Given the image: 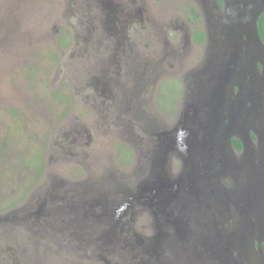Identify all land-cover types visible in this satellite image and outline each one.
I'll return each instance as SVG.
<instances>
[{"label": "flooded vegetation", "instance_id": "1", "mask_svg": "<svg viewBox=\"0 0 264 264\" xmlns=\"http://www.w3.org/2000/svg\"><path fill=\"white\" fill-rule=\"evenodd\" d=\"M10 2L16 3V9L19 0ZM175 3V0L58 1L59 8L73 11V27L81 34L78 37L75 31H63L59 33V38L62 37L59 43L63 48L66 43L71 45L70 63L74 64L79 56L81 60L84 58L82 64L88 65L89 78L78 87V92H87V101H93L97 123L93 125L97 126L91 131L97 140L121 136L122 140L140 142L151 136L153 144L143 154L152 169L150 176H158L160 182L163 176L176 189L171 191L164 186L151 197L149 191L141 192L143 196L138 197L139 187L147 180L142 179L141 185L134 188L128 180L127 184L113 182L97 174V164L90 166L91 171L80 181L66 188L57 186L49 196H37L40 205L18 219L26 223L27 217L35 215L36 221L30 225L45 232H62L68 226V232L76 235L72 237L78 238L79 243L81 236L89 239L92 252H111V261L96 255L103 260L102 264H133L138 254L147 255L148 264L156 261L160 264L158 257L163 248L169 254L176 245L190 247L197 260L205 261L199 264H245V261L259 264V257L251 252L264 254V214L258 213L259 205L264 206L259 201L253 204V215L245 207L240 213H227L241 201L234 188L221 186L228 184L226 181L234 182V186L245 192L243 184L258 185L255 181L249 183L251 177L258 175L264 181V54L259 53L248 32H242L239 43H229L226 51L220 47L226 28L220 25L217 36L223 0L221 5L218 0H205L203 9L189 6L184 15L174 12ZM1 4L8 11L9 0H1ZM245 6L246 3H239L236 10L244 12ZM205 8H211L215 24L212 42L206 20L201 21L202 40L195 35L199 23L194 15L200 13L206 19ZM2 43L8 42L2 40ZM233 48L240 50V57L231 52ZM197 51L199 58L195 55ZM81 67L85 69L84 65ZM180 74L186 84L183 107L177 102L179 93L174 97L175 82L181 83ZM173 97V104L169 105ZM62 104L71 110L72 103L67 96ZM175 119V124L168 126ZM137 128L141 129L142 137L135 132ZM63 129L64 150L68 153L71 148L79 156L81 147L91 141L90 130L74 122ZM184 132L191 137L184 139ZM83 134L87 142H82ZM233 138L240 140V148L232 144ZM208 144L210 147L206 148ZM174 154L182 158V167L176 177L168 179L163 170L166 171L168 156ZM207 168L209 172L205 171ZM204 172L206 177L202 176ZM214 172L216 177L212 175ZM225 190L230 197L225 211L226 224H220L217 229L219 222L212 217L222 218L218 200ZM257 190L259 194L260 187ZM208 196L215 198L209 200ZM133 199L144 209L133 211ZM43 201L48 205L44 207ZM230 203L234 205L229 206ZM143 211L151 217L157 231L147 243L128 236L135 215ZM39 217L47 221L37 224ZM243 219L250 225L246 233H243L246 224ZM58 220L62 221V229L53 228ZM230 220L235 223L230 225ZM104 225L108 227L104 229ZM244 236H248V245ZM199 239L203 240L202 244H198ZM228 248L236 255L229 256ZM245 249L249 252L243 255ZM173 259L174 256L163 264ZM187 260L190 256L185 252V257L175 256L173 264H187Z\"/></svg>", "mask_w": 264, "mask_h": 264}, {"label": "rangeland", "instance_id": "2", "mask_svg": "<svg viewBox=\"0 0 264 264\" xmlns=\"http://www.w3.org/2000/svg\"><path fill=\"white\" fill-rule=\"evenodd\" d=\"M58 1L60 0H19L15 9L16 3L9 0V8L5 12L0 0V264H102L103 260L96 256L98 254L111 261V252H92L87 242L89 239L81 236L79 243L77 237V239L72 237L76 235L68 232V226L63 229L68 233L58 232L59 230L45 232L30 225L32 221H36L35 215L27 217L26 223L18 218L26 216L29 210H34L36 205H40L41 201L37 196H49L57 186L66 188L80 181L88 170L91 171L89 167L97 164L98 168L95 170L100 177L126 184L128 180L129 186L133 188L140 186L142 179L143 181L156 179L150 176L152 169L148 160L143 157V154H147V146L153 144V141H150L151 136L140 142L122 140L121 136L97 140L96 134L91 131L97 126L93 125L97 124L94 119L93 101L90 99L87 101V92H78V87L89 78L86 75L88 65L82 64L84 58L81 60L79 56L75 59L76 63H70L69 59L73 60L69 57L71 45L66 43V47L63 48L59 43V39L62 40L59 33L75 31L73 27L75 15L65 7L59 8ZM175 1L174 12L180 15H184L189 6L194 5L196 9L197 6L203 9L205 3V0ZM205 20L202 16L201 21ZM75 35L80 37L81 34L75 31ZM2 40L8 43L3 44ZM54 51L55 54L52 56ZM199 53L197 51L195 55L198 56ZM61 54L65 56L62 57ZM80 60V64L77 65ZM80 68V71H84L77 76L80 72L77 69ZM180 77L181 83L175 82L174 97L179 93L177 102L183 107L186 84L183 74H180ZM170 78L173 76L170 75ZM66 96L72 103L71 110H67L62 104V99ZM174 97L169 105L173 104ZM73 122L82 125L87 131L90 130L91 141L89 145L81 147L79 156H75L71 148L66 153L64 150L66 148L61 143L63 128ZM175 122L176 119L173 123L170 120L168 126L172 127ZM137 131L142 137L141 129H135V132ZM87 141L86 134H83L82 142ZM209 147V144L206 145V148ZM181 163L182 158L179 155L168 156L166 171L163 170L165 176L168 179L174 178L182 167ZM212 175L216 177L217 173L214 172ZM161 178L167 189L171 191L173 188L176 189L167 183L163 176ZM254 181L258 185L253 186L251 182ZM226 183L228 184L223 183L221 187L230 190L234 188L235 194H239L238 200L241 201L235 205L236 209L227 213L232 211L240 213L245 207L249 215H253V204L257 205L259 201L264 206L263 177L262 179L258 175L251 177L249 182L251 185L247 187L246 183L243 184L245 192L234 186V182ZM119 189L124 190L123 187ZM220 195L222 198L218 200V208L222 218L215 215L212 217L219 222L216 225L217 229L220 224H226L225 211L230 199L226 190ZM208 199L211 200V196H208ZM43 202L44 207L48 205L46 201ZM133 202V211L144 209L136 199H133ZM232 205L234 204H229ZM173 213L177 215L176 211ZM258 213L261 216L264 214V208L260 205ZM137 214L128 236L142 239L147 243L148 238L157 233L153 226L154 222L146 211ZM40 221L44 222L47 219L39 217L36 223L39 224ZM61 223L60 220L56 221L53 228L62 229ZM231 223L233 225L235 221L230 220V225ZM243 223H246L245 219ZM249 226V223L244 225L243 233L247 232ZM107 227L108 225H104V229ZM189 227L191 228V225ZM243 238L247 244L248 236ZM202 241L199 239L198 244ZM182 247L176 245L172 252L169 250V254L163 248L158 257L160 264L172 256L174 259L177 255L185 257V252L190 256L187 264L205 263L201 259H196L190 247ZM248 252L245 249L242 254L246 255ZM251 253L254 257H259V264H264V254L259 256V253ZM227 254L236 255L232 248H228ZM147 257L145 254H138L133 261L135 264H148ZM173 262L168 261V264ZM245 264L250 263L245 261Z\"/></svg>", "mask_w": 264, "mask_h": 264}, {"label": "water", "instance_id": "3", "mask_svg": "<svg viewBox=\"0 0 264 264\" xmlns=\"http://www.w3.org/2000/svg\"><path fill=\"white\" fill-rule=\"evenodd\" d=\"M246 3L244 12H239L236 10V6L239 3ZM224 6L222 10L219 12V23L217 24V36H219V30L220 25L226 28L224 32V38L220 41V47L224 48V51L227 49V45L231 42L239 43L240 36L242 32H248L251 39L256 42L259 53L264 54V43L260 39L257 28H256V21L258 16L262 11H264V0H223ZM235 4V7L233 8ZM205 18L207 23V33L209 36V40L212 42L213 37V29H214V21L212 18L211 8H205ZM207 10V11H206ZM220 10V9H219ZM248 25V26H247ZM230 45V44H229ZM231 46H234L231 44ZM231 52L235 55L240 57L241 52L238 49H232ZM262 55L259 56L258 59L261 58ZM254 75V74H253ZM254 77V76H253ZM182 137L184 139H187L191 137L189 133L186 132L183 133ZM245 140H243L244 142ZM209 168L205 169V171L209 172ZM205 172L203 173V177L205 176ZM156 180L153 181H147L146 183L142 184L139 187V193L137 194L138 197L143 196L141 192H147L149 191L151 194H157L164 188V185L162 182L159 181L158 176L156 177ZM170 182V181H169ZM155 183V186H154ZM157 192V193H156Z\"/></svg>", "mask_w": 264, "mask_h": 264}, {"label": "trees", "instance_id": "4", "mask_svg": "<svg viewBox=\"0 0 264 264\" xmlns=\"http://www.w3.org/2000/svg\"><path fill=\"white\" fill-rule=\"evenodd\" d=\"M218 4L221 5L222 4V0H218ZM194 17L196 18V20L198 21V26L197 29L195 30V35L197 37V39L202 40V37L204 36V32H203V26L201 24V15L200 13H197L196 15H194ZM203 23V21H202ZM256 27H257V31L258 34L261 38V40L264 42V11L260 13V15L257 18L256 21ZM232 144L236 147V148H240L241 143L240 140L237 138H233L232 139Z\"/></svg>", "mask_w": 264, "mask_h": 264}, {"label": "clouds", "instance_id": "5", "mask_svg": "<svg viewBox=\"0 0 264 264\" xmlns=\"http://www.w3.org/2000/svg\"><path fill=\"white\" fill-rule=\"evenodd\" d=\"M148 194H149V196L151 197V193L149 192Z\"/></svg>", "mask_w": 264, "mask_h": 264}]
</instances>
